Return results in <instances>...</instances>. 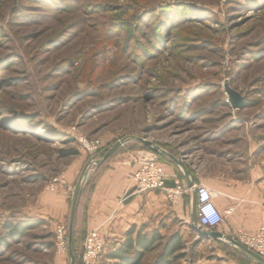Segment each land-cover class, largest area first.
<instances>
[{
    "label": "rangeland",
    "instance_id": "obj_1",
    "mask_svg": "<svg viewBox=\"0 0 264 264\" xmlns=\"http://www.w3.org/2000/svg\"><path fill=\"white\" fill-rule=\"evenodd\" d=\"M246 124L264 135V0H0V239L6 223L38 224L0 247V264H72L73 195L109 146L126 142L108 163L140 151L139 163L177 166L143 139L192 168L225 154ZM84 140L99 142L96 153ZM69 149L78 154L62 157ZM87 233L80 215L76 264ZM194 236L174 264H241ZM98 264L112 262L104 252Z\"/></svg>",
    "mask_w": 264,
    "mask_h": 264
},
{
    "label": "crops",
    "instance_id": "obj_2",
    "mask_svg": "<svg viewBox=\"0 0 264 264\" xmlns=\"http://www.w3.org/2000/svg\"><path fill=\"white\" fill-rule=\"evenodd\" d=\"M257 131L251 124L239 126L232 131L237 134L231 137L232 145L224 149L225 154H210L200 164L189 167L194 183L210 189L222 214L235 209L217 230L229 237L240 229L255 233L264 227V135ZM140 156V151L124 154L100 169L94 189L83 203L87 232L99 231L105 252L118 247L132 228H144L148 234L159 230L165 237L179 233L184 239L196 234L193 240L199 239L192 226L191 194L172 203L161 191H139L132 177ZM164 169L168 187H174L176 181L188 186L180 168L183 179L174 166L165 164ZM206 241L219 247V242L226 243L214 239L202 243Z\"/></svg>",
    "mask_w": 264,
    "mask_h": 264
},
{
    "label": "built area",
    "instance_id": "obj_3",
    "mask_svg": "<svg viewBox=\"0 0 264 264\" xmlns=\"http://www.w3.org/2000/svg\"><path fill=\"white\" fill-rule=\"evenodd\" d=\"M83 145L88 151L95 153L99 148L98 141L88 142L84 140ZM132 181L139 188V191H161L172 203H176L184 194H191L192 196L195 192L198 226L205 231H217L225 219L232 216L235 211L234 208H231L222 214L213 202L210 189L205 185L195 184L194 188L191 189L183 182L176 181L174 187H168L164 165L154 159L141 161ZM58 182V179H54V183ZM52 186L54 187V185ZM53 187L52 190H54ZM58 234L62 240L64 238L63 231L60 230ZM232 238L264 259V227L255 233L242 229L237 230ZM66 244L68 246L67 242ZM105 247L104 239L99 231L97 229L89 231L83 245L81 264H98L100 257L105 252Z\"/></svg>",
    "mask_w": 264,
    "mask_h": 264
},
{
    "label": "trees",
    "instance_id": "obj_4",
    "mask_svg": "<svg viewBox=\"0 0 264 264\" xmlns=\"http://www.w3.org/2000/svg\"><path fill=\"white\" fill-rule=\"evenodd\" d=\"M112 147L113 145L109 146L108 148L104 149L97 155L100 156L98 160L99 163L103 159L104 155ZM60 153L61 156L65 158L78 154L75 149H69L65 151L63 150ZM108 162L109 161L107 160L105 163L99 164L98 166L99 167L105 166V164H107ZM175 168L178 171V173H180L179 175L180 178L183 179L184 175L181 172V170L177 166H175ZM187 169L190 170L189 167H187ZM97 176L90 183H88L86 187L83 189L78 204L75 225L78 217L80 219V215H81L85 233L87 232V229L85 226L86 216L83 210V203L85 200H87L90 197L94 189ZM37 225H38L37 223H29V222L28 223L19 222L17 224L6 223L4 225V228L8 231V235L5 237V240L0 239V247L6 245L7 244L6 241L9 239L16 241L19 238L24 237L28 231L33 230ZM206 239L208 238L199 236V239L196 241L195 245L198 246L200 243H202L203 240ZM219 243L227 251H230L231 253L233 252L237 253L235 254V256L239 258L241 264H252L254 262L249 257H247L243 252L231 247L228 243H222V242ZM76 244L77 243L73 241L74 252L76 251V247H75ZM159 244H162V250H161V254L159 255L157 261L154 264H174L175 262L183 260L186 257L184 252L186 251L187 244L179 233H175L170 235L169 237H165L158 230L148 234L145 233L144 228L139 230H137L136 228H132L131 230L128 231L125 240L118 247L110 248L108 251L105 252L106 260L112 262V264H142L146 255L148 253L153 252ZM82 253H83V249H82ZM78 264H81V262H79Z\"/></svg>",
    "mask_w": 264,
    "mask_h": 264
},
{
    "label": "water",
    "instance_id": "obj_5",
    "mask_svg": "<svg viewBox=\"0 0 264 264\" xmlns=\"http://www.w3.org/2000/svg\"><path fill=\"white\" fill-rule=\"evenodd\" d=\"M225 90L226 93L229 97V102L232 106V108L234 110H241L244 108V104H245V99L244 97H242V95L232 89L229 84L227 83L225 85ZM145 146H147L148 148H150L154 153H160L165 155L166 157H168L171 161H173L185 174L186 179L188 180V186L189 188L193 189L194 188V181L192 179V174L190 171L187 170L185 164L183 163V161L177 159L176 157H174L173 155L167 153L166 151H163L160 147L154 145L152 142L147 141V140H140ZM126 142L122 141L119 142L117 144H115L103 157V159L100 161L99 164H103L105 163L107 160H109L116 152L117 150L122 147ZM98 164V165H99ZM88 170V166L85 167L84 171L81 174V177L79 179L77 188L74 192L73 195V199H72V203H71V210H70V218H69V231H68V246H69V252L71 255V263L72 264H76L75 263V258L72 254V242H73V232H74V225H75V219H76V214H77V210H78V204H79V200L80 197L82 195L83 189H84V179L86 176ZM192 222H193V228L196 229V231L198 232V234L202 237L208 238V239H214V240H220L223 242L228 243L231 247H234L238 250H240L241 252H243L247 257H249L250 259H252L254 262H256L257 264H264V259L262 257H260L258 254H256L254 251L248 249L247 247H245L244 245H242L241 243H239L238 241H236L235 239H233L232 237L226 236L223 233L217 232V231H205L203 229H201L198 226V217H197V198H196V194L195 192H193L192 195Z\"/></svg>",
    "mask_w": 264,
    "mask_h": 264
}]
</instances>
